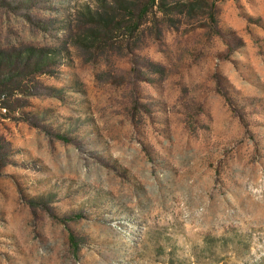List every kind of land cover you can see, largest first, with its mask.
<instances>
[{
  "label": "rangeland",
  "instance_id": "obj_1",
  "mask_svg": "<svg viewBox=\"0 0 264 264\" xmlns=\"http://www.w3.org/2000/svg\"><path fill=\"white\" fill-rule=\"evenodd\" d=\"M0 264H264V0H0Z\"/></svg>",
  "mask_w": 264,
  "mask_h": 264
},
{
  "label": "trees",
  "instance_id": "obj_2",
  "mask_svg": "<svg viewBox=\"0 0 264 264\" xmlns=\"http://www.w3.org/2000/svg\"><path fill=\"white\" fill-rule=\"evenodd\" d=\"M155 2H156V0H151V3H152V4H155Z\"/></svg>",
  "mask_w": 264,
  "mask_h": 264
}]
</instances>
